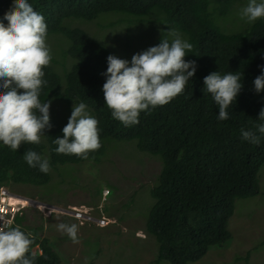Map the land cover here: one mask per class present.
<instances>
[{"label": "trees", "instance_id": "obj_1", "mask_svg": "<svg viewBox=\"0 0 264 264\" xmlns=\"http://www.w3.org/2000/svg\"><path fill=\"white\" fill-rule=\"evenodd\" d=\"M28 2L45 17L47 40L51 38L53 52L50 65L44 69L48 83L42 89L41 102L54 96L68 105L86 103L99 121L102 146L90 152L86 160L56 153L57 145L52 141L63 136V126L50 112L52 127L45 130L40 145L22 144L18 151H12L0 142V187L50 182L51 172L45 174L24 160L29 148L47 158L54 169L56 165L99 160L107 152V140H135L138 150L161 158L155 184L149 189L152 202L144 211L145 215L148 211L145 231L154 237L158 247L154 264H190L212 247L229 244L232 236L228 226L236 201L260 193L264 136L260 144H252L242 139L241 129L255 130L257 123H264L258 120L264 107V91L257 93L253 83L264 71V18L241 28L224 24L223 19L233 9L235 0ZM12 3L13 0H0V20L5 26L8 21L3 16ZM155 9L164 14L163 34L176 28L193 45L194 53H188L185 60H195L196 71L182 94L164 106L141 112L138 124L125 127L111 116L105 104L103 84L107 77L103 73L110 54L84 30L68 27L66 22L72 19L90 22L104 14L116 20L126 15L123 18L130 22L128 18L142 20ZM57 35L59 39L53 42ZM56 65L61 66L60 71ZM214 71L221 75L240 73L242 77L243 87L228 109L227 120L217 119L218 105L204 89V77ZM23 221L18 216L11 226L18 225L27 234ZM39 228L43 226L32 228V247L38 245L41 250L35 264H64L63 251L47 238L39 237Z\"/></svg>", "mask_w": 264, "mask_h": 264}, {"label": "clouds", "instance_id": "obj_2", "mask_svg": "<svg viewBox=\"0 0 264 264\" xmlns=\"http://www.w3.org/2000/svg\"><path fill=\"white\" fill-rule=\"evenodd\" d=\"M241 18H246L249 23L264 18V0H249L242 9ZM3 19L8 24L5 26L0 20V142L12 151H18L22 144L40 145L45 130L52 127L51 101L41 102L40 95L48 83L44 79V69L53 57L47 43L45 17L34 10L28 0H13ZM168 36L172 37L171 40L162 35L158 45L134 54L130 62L112 54L107 57L108 67L103 73L107 77L103 84L105 104L111 110V116L125 127L138 124L141 112L164 106L182 94L195 74L196 61L185 60L188 53H194L193 45L178 30H169ZM253 83L257 93L264 91V71ZM242 87L240 73L221 75L214 71L204 77V89L212 95L219 108L218 120L229 118L228 109ZM258 120L264 121V107ZM98 124L86 103H74L68 123L62 129L63 136L52 141L57 145L55 152L88 159L90 152L102 146ZM241 136L249 143L260 144L264 123H257L255 130L242 128ZM23 158L30 167L45 174L51 170L49 160L31 148ZM4 186L0 187V207L5 209L2 213L0 211V217L5 219L0 228V264H35L37 253L31 251L34 243L32 229L23 223L26 234L18 225H11L16 217H23L27 205L32 203L40 207L44 203L32 201L25 194H13ZM107 190L104 197L109 193ZM12 196L24 198L26 203L11 204ZM70 210V217L79 224L102 221L92 216L91 211L74 207ZM57 230L67 234L73 243L79 242L77 224L59 223Z\"/></svg>", "mask_w": 264, "mask_h": 264}, {"label": "rangeland", "instance_id": "obj_3", "mask_svg": "<svg viewBox=\"0 0 264 264\" xmlns=\"http://www.w3.org/2000/svg\"><path fill=\"white\" fill-rule=\"evenodd\" d=\"M248 2L235 0L233 9L222 18L223 23L231 28L249 24L246 18H241L242 9ZM123 17L126 15L116 20L114 16L104 14L90 22L68 20L66 25L84 30L109 54L129 62L134 54L158 45L162 35L171 40L169 30H177L170 28L163 34L164 14L159 9L152 10L142 20L130 17L129 22ZM109 22L113 24L108 25ZM181 35L187 38L183 33ZM56 39L59 35L53 42ZM49 41L51 38L47 40L50 47ZM56 69L60 71L61 66L56 65ZM50 101V112L64 127L74 102L68 105L54 96ZM105 146L107 152L99 160L56 165L50 171V182L46 184H8L4 187L13 194H25L32 201L44 203L45 206L40 207L32 203L27 205L22 214L23 223L31 229L32 224H43V229L38 231L39 237L47 238L63 251L64 264H154L158 247L154 237L145 231L148 211L146 215L144 211L152 202L149 189L155 184L161 158L138 150L135 140H107ZM105 189L109 193L104 197ZM127 202H130L129 206L125 205ZM22 203H26V199ZM73 207L91 211L92 216L102 221L79 224L70 217L69 211ZM2 219L0 228L5 221L4 217ZM59 223L77 224L79 242L73 243L67 234L59 232ZM228 227L232 236L229 244L221 248L212 247L201 259L190 264H264V165L260 169V193L236 201ZM31 251L40 253L41 250L37 245Z\"/></svg>", "mask_w": 264, "mask_h": 264}, {"label": "bare ground", "instance_id": "obj_4", "mask_svg": "<svg viewBox=\"0 0 264 264\" xmlns=\"http://www.w3.org/2000/svg\"><path fill=\"white\" fill-rule=\"evenodd\" d=\"M10 201H11V204L13 203L12 201L17 202V203H21V204H25V203H22V202H25V199L17 197V196H12L10 198Z\"/></svg>", "mask_w": 264, "mask_h": 264}, {"label": "built area", "instance_id": "obj_5", "mask_svg": "<svg viewBox=\"0 0 264 264\" xmlns=\"http://www.w3.org/2000/svg\"><path fill=\"white\" fill-rule=\"evenodd\" d=\"M2 192H4V190H3ZM106 192H108V190H107ZM4 210H5V209L3 208V206H1V207H0V211H1V213H2Z\"/></svg>", "mask_w": 264, "mask_h": 264}, {"label": "crops", "instance_id": "obj_6", "mask_svg": "<svg viewBox=\"0 0 264 264\" xmlns=\"http://www.w3.org/2000/svg\"><path fill=\"white\" fill-rule=\"evenodd\" d=\"M68 239H70L69 237H67Z\"/></svg>", "mask_w": 264, "mask_h": 264}]
</instances>
